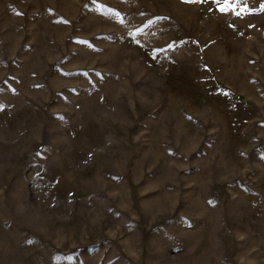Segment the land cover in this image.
<instances>
[{"label": "rangeland", "instance_id": "374dc122", "mask_svg": "<svg viewBox=\"0 0 264 264\" xmlns=\"http://www.w3.org/2000/svg\"><path fill=\"white\" fill-rule=\"evenodd\" d=\"M0 264H264V0H0Z\"/></svg>", "mask_w": 264, "mask_h": 264}]
</instances>
